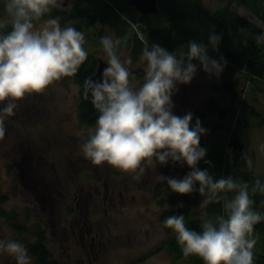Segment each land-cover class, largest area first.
Wrapping results in <instances>:
<instances>
[{
    "label": "rangeland",
    "instance_id": "obj_1",
    "mask_svg": "<svg viewBox=\"0 0 264 264\" xmlns=\"http://www.w3.org/2000/svg\"><path fill=\"white\" fill-rule=\"evenodd\" d=\"M109 1L70 0L69 6L90 5L95 7L101 12L104 19L88 32L72 39L70 44L62 41L57 18H51L33 26L29 36L31 49L28 53H22L20 57L27 62L29 67L32 66L36 69L39 81L35 87L28 80L8 81L13 87L18 85L17 81H22L26 85V88L24 84L17 87L16 91L20 94L43 92L49 99L54 118L58 119L57 122L59 121L57 124L58 134L53 136L49 142L56 143L58 146L52 150L51 154L57 159L62 158L60 164L63 163L74 172L82 171L80 174L72 172L70 176L71 181L74 180L72 176H76L80 181V186L71 182L68 187V204L73 208V211L67 213L65 209L63 210L69 223L68 233L71 236L75 229L78 236L80 228L75 222L78 220L76 218L82 215L86 219L87 214L90 213L89 221L95 225L96 232L100 233L104 245L103 252L98 256V260H88L87 253L81 250L75 238L71 237L70 240H67V238L58 236L60 238L57 240H51L53 238L49 229L52 228L46 218L41 220L42 222H38L37 228L44 232L48 249L54 258L60 260L62 264H191V258L177 255L180 253H176L175 247L171 245L172 241L175 242L178 239L181 231H184L187 222L185 220L175 221L168 213L171 209H178L180 203L172 205L162 202L155 195L153 188L157 187L158 182L168 180L170 183L164 187V198L174 192L177 193L183 185L189 182L197 184L202 180L211 182L218 179L223 183L221 185L222 193L225 192L226 189L223 187L224 184L226 186L227 183L229 184L230 175H224L223 169L226 164L222 168L219 163L220 159L225 157V148L231 129H238L240 138L246 146V158L249 164L264 176V125L257 126L258 124L254 123L251 116H248L241 108L243 100L256 98V96L253 95L254 92L249 89V86H245L250 93L244 94L236 102L222 99L224 93L215 92L213 86L214 84L219 87L221 85L224 61L215 60L216 55L211 58L212 55L208 56L202 47L197 51L200 56L198 62H183L181 60L182 63L174 68L171 67V61L162 55L159 56L158 53L155 63L150 64L148 53L152 51L151 48L141 54L137 62H132L124 46L129 38H134V33L139 35L137 29L142 34V28L137 22L133 23L138 27H133L130 24L132 21L122 14L113 2ZM200 1L208 10L228 6L264 30V23L261 19L248 8L233 0ZM5 22L6 20H0V24ZM168 30L167 27L166 32ZM261 39L264 42V35ZM120 50L122 52H119ZM15 51H19V49L12 40L0 34V57L5 56L13 62H18L20 57L16 55ZM77 53H87L97 58L102 57L110 66H116L111 68L115 78L114 99L122 101L124 96L132 95V97L138 96L149 101L152 100L151 104L153 105H150L151 107L144 117L147 128L144 126L143 120H137L131 122L123 130H114V114L113 112L108 114L112 108L110 107L109 112L101 117L96 125L97 128L93 130V133L108 142V145L102 148L104 143H98L95 146L94 143L87 144L85 133L80 129V125L78 123L74 125L73 122V119L77 118L81 90L73 75V68L79 55ZM32 56H35L34 61H28L27 58L30 59ZM119 59H122L121 63H119ZM27 73L30 75L33 74V71L30 69ZM237 75L239 84H242L245 77L242 76L241 71L237 72ZM154 82L157 83L155 90L145 87ZM211 95H215L225 108L231 105L233 113L224 118L218 114L209 113L204 120L197 122L193 129L194 145L192 149L188 153L175 157L176 151H181L180 142L184 135L182 120L193 109L201 107ZM257 96L259 104L256 107L259 112L264 113V92L263 94L258 92ZM122 103L120 102L119 105ZM12 121L11 119V123ZM100 125L103 128H99ZM142 130L146 135L145 138L141 137ZM1 134V137H6L7 131L2 129ZM127 142H132L131 146H133L130 153L125 155L132 157L133 168L131 170H124L118 159L121 147H126ZM77 149L83 153L74 154ZM8 154L13 155V151ZM19 158L20 155L17 156V159ZM146 160L150 168L146 166ZM20 161L24 165L28 164V159L20 158ZM204 162L210 168L209 174H204L202 171ZM12 164L16 170L13 176L4 168V161L0 159L2 190L10 194L9 201L5 204L8 211L18 210L25 205V194L20 183V170L16 161ZM35 167L36 171H32V173L36 172L38 177H47L45 174L41 175V172L52 176V164L40 168L35 163ZM107 170L113 172L114 177L112 178H117L110 180V183L129 182L132 184L131 196L127 200V210L122 212L120 209L114 208L106 211L104 207L98 210L92 207V210L84 208V214L77 205V200L74 197L75 191L79 190L81 193L80 203L86 202L92 206L98 202L103 203L104 186L102 182L99 183L96 180V177ZM85 173L88 175L87 177ZM25 178L30 183V176L26 175ZM97 184L101 188V193L96 188ZM81 190L85 191L82 193ZM37 196L38 199L41 197L39 192ZM194 201L193 213H198L199 217L211 226H219L220 223L216 222V217H212L214 215L209 213V208L212 205L209 195L199 192ZM36 202L38 203L37 200ZM223 202L226 208L228 206V204L226 205V194ZM21 213L23 214V212ZM32 215L36 221H40L42 217L40 213L34 214L33 211ZM29 217L30 214H27L20 220L21 225L17 227L20 233H23L22 228H30L27 225ZM10 218L14 219L13 214ZM44 222L47 224L45 223V225ZM43 226H46V230L43 229ZM1 232L4 239L2 238L3 243L0 245V260H8L10 264H17V259L25 252V264H35L34 258L29 256L28 244L34 243L36 236L28 233L22 237L20 233L12 231L10 228L7 229V232L4 230ZM262 243H264V237L250 247L255 249ZM24 244L27 245V250ZM180 251H186V249L181 248Z\"/></svg>",
    "mask_w": 264,
    "mask_h": 264
},
{
    "label": "trees",
    "instance_id": "obj_2",
    "mask_svg": "<svg viewBox=\"0 0 264 264\" xmlns=\"http://www.w3.org/2000/svg\"><path fill=\"white\" fill-rule=\"evenodd\" d=\"M233 1L248 8L264 23V0ZM109 2H113L121 13L132 21L130 24L133 27H138L133 23L137 22L142 28H140L142 34L138 29L139 35L134 33L135 41L131 49L132 62H137L140 55L151 48L150 64L155 63L158 53L159 56L162 55L171 61V66L174 68L180 65L177 60L198 62L200 56L197 51L202 47L208 56L212 55L211 58L216 55L215 60L224 61L221 85L219 87L214 84V91L223 92L222 99L236 102L244 94L250 93L245 88L249 86L256 98L243 100L241 108L248 116H251L254 123L258 124L257 126L264 125V113L259 112L256 107L259 104L258 92L261 94L264 92V42L261 39L264 30L261 27L228 6L208 10L200 0H159V12L147 15L138 12L129 0H110ZM51 18L59 20V35L62 41L68 44L72 42V39L88 32L97 26L99 21L104 20L101 12L90 5H75L69 9L55 4L53 0H0V20H6L5 23L0 24V34L10 38L16 45L19 49L15 51L18 57L31 49L29 36L32 27ZM167 27L169 30L166 32ZM130 39L124 49L131 47ZM34 59V56L27 58L28 61H34ZM97 60L96 56L79 53L73 68L74 78L81 89L78 124L80 129L83 128L86 132L87 144L98 143L99 138L93 130L97 128L96 125L101 117L109 112L111 104L114 105L118 101L114 99L115 92L99 101H94L88 96L84 84L96 72ZM30 69L33 74L29 75L27 72ZM239 71L245 77L242 84H239L237 75ZM0 77L5 82L17 79L28 80L34 87L39 81L36 69L29 67L21 57L18 62H13L5 56L0 57ZM20 83L24 84L22 81ZM156 85V82L148 86L143 84L150 90H155ZM24 87L26 88L25 84ZM229 106L225 108L215 95H211L201 107L189 112L182 120L184 135L180 142L181 151H176L175 157L188 153L192 149L193 129L197 122L204 120L209 113H215L224 118L233 113V107ZM132 112L134 118L144 114L138 110ZM20 118L21 126L14 129L12 133L24 143L20 144L23 151L26 152L29 149H25L26 142L34 140L36 144L34 162H37L41 156L52 158V152L46 146H58L56 143H49L51 138L58 134V119L54 118L53 113L50 117H47L46 112L42 115L40 110L39 114L36 113L32 117L21 116ZM15 119H12L11 124L17 123ZM89 128H91L90 131ZM145 136L142 131L141 137L145 138ZM0 140L3 139L0 138ZM206 165L204 162L202 171L204 174H209L210 168ZM219 166L224 167V175H230L229 184L231 185L224 184L223 188L226 191L223 193L221 191L223 183L218 179L211 182L202 180L197 184L189 182L177 193L174 192L164 198V187L170 183L168 180L158 182L157 187L153 188L155 195L162 202L172 205L180 203L178 209H171L168 212L175 221H187L184 231H181L178 239L175 242L172 241L171 245L175 247L176 253H180L177 255L191 258V264H264V243L255 249L250 247L264 237V176L249 164L246 158V146L240 138L238 129H231L225 148V157L220 159ZM1 189L0 179V216L5 217L6 222L17 229L20 225H15L12 222L13 218H10L11 214L7 213V208L4 206L9 198ZM199 192L209 195L212 202L209 213L214 215L212 217H216L215 220L220 223L219 226H211L199 217L198 213H193L194 199ZM225 194L228 208H225L223 202ZM22 231L23 233H19L24 235L31 233L25 228H22ZM32 235L36 236V241L28 244V251L29 256L34 258L35 264H62L48 249L43 231L37 228ZM181 248L186 251H180ZM24 255L22 254V258L18 259L19 264L26 263Z\"/></svg>",
    "mask_w": 264,
    "mask_h": 264
},
{
    "label": "flooded vegetation",
    "instance_id": "obj_3",
    "mask_svg": "<svg viewBox=\"0 0 264 264\" xmlns=\"http://www.w3.org/2000/svg\"><path fill=\"white\" fill-rule=\"evenodd\" d=\"M55 4V0L53 1ZM70 4V3H69ZM58 5V4H57ZM69 9H71L73 6H67ZM100 22V21H99ZM98 22V23H99ZM134 38L132 37L130 39V45L131 47H127L125 51L129 53V57L131 58V49L134 45ZM149 50V49H148ZM147 50V51H148ZM44 51V50H42ZM39 53H42L38 51ZM119 52H122L120 50ZM146 52V51H145ZM144 52V53H145ZM79 53H77L78 55ZM149 58L151 57L150 52L148 53ZM38 56V55H37ZM79 56V55H78ZM141 56V55H140ZM35 57V56H34ZM139 59V58H138ZM119 63L122 62V59L118 60ZM177 62L182 63V61L177 60ZM183 62H188L187 60H184ZM117 64V63H115ZM116 67L111 66V68ZM172 67V66H171ZM113 73V71H112ZM114 75H113V82L115 88V81H114ZM18 85L16 87H13L10 85V82H5L2 77H0V138L3 140H0V159L4 161V168L11 174L12 176L15 174L16 170L14 169V165L12 164L14 161L18 164V169L20 170V183L21 187L24 190L25 194V205L21 208L12 209L10 211L6 210L8 214H13L14 219L12 222H14L15 225H21L20 220L23 217H26L27 214H30V217L27 219L28 224L30 228V234L32 235V232H35L37 230V224L38 222H42L44 218L48 220L47 222L50 224L52 229H49L51 236L53 239L51 240H57L58 238H67V240H70L71 237L75 238L76 242L80 245L81 250L85 251L89 257L88 260H98V256L103 252V241L100 237V233L96 232L95 225L89 221V217L91 216L90 213L87 214L86 219H84L81 216L77 217L75 222L77 223V226L80 228L79 235L77 236L76 230L73 229V233L70 236L68 233L69 223L66 220V213L68 211H73V208H71L70 204H68L69 199V193H68V187H70L71 182H74L76 186H80L79 179L76 178V176H72L74 180L71 181L70 176L71 173L74 172L73 169H70L67 166H64V164H60L61 159H57L54 156H51L52 158H47L41 156L37 162H34L36 157V144L34 140L27 141L25 144V149L29 148L26 152L23 151L21 148L24 143L20 139H17L15 135H13V130L18 129V126L21 122V116L25 117H32L34 114H39V110L42 111V115L44 112H46L47 117L52 116V110L51 106L49 104V99L45 97L43 92L39 93H32V94H20L15 93L17 90V87L21 85L20 81H17ZM157 82V80H156ZM21 89V87H19ZM44 95V96H43ZM132 96V95H131ZM134 96V95H133ZM138 97V96H136ZM101 100V99H100ZM99 101V100H97ZM120 102H123L121 105ZM149 102V108L152 103V100H148ZM111 110L108 114L113 112L114 120L113 123V129L116 131L125 129L128 125L131 124L133 121L137 120H143L146 128V119H144L146 112L142 114L140 117L134 118V113L132 112L134 109L128 108V102L126 101V97H123L122 101H117L114 105L111 104ZM120 108L119 110H117ZM149 110V109H148ZM78 111V107H77ZM122 113L121 115H119ZM131 117V118H130ZM16 118L17 123L11 124L10 120ZM15 119V121H16ZM124 120V121H120ZM51 121V118L49 119V123ZM74 125L78 123V114L77 118L73 119ZM17 125V126H16ZM73 125V126H74ZM77 127V125H76ZM57 128V127H56ZM99 128H103L102 125H100ZM119 128V129H118ZM2 129L7 131L6 137H1V131ZM79 129V128H78ZM80 130V129H79ZM83 130V128H82ZM111 130V129H110ZM113 131V130H111ZM84 133H86L83 130ZM88 132V131H87ZM85 137V135H84ZM22 143V145H20ZM98 143H104L105 148L108 145V142H105L101 137L98 140ZM98 143H94V145H97ZM111 143V142H110ZM132 142H127L125 146L121 147V150L119 152V162L123 166L124 170H131L133 168V163L131 162L132 157L125 156L130 153V150L133 149V146H131ZM129 147H128V146ZM47 149L52 152V150L57 146H51L47 145ZM99 148V147H97ZM90 149V148H89ZM13 151V155H9L8 153ZM77 153H83L80 150L74 151V154ZM30 154V156H29ZM20 155V158L28 159V164L24 165L23 162L20 161V158L17 159V156ZM124 156V157H123ZM73 158V157H72ZM35 163L40 168L48 167L50 164L53 165V173L52 176H48L47 173L41 172L42 174H45L47 177L42 178L38 177L32 171H36ZM145 164L147 167H149V164L147 163V160L145 161ZM150 168V167H149ZM69 170L68 172H66ZM71 170V172H70ZM31 171V172H30ZM84 171V170H83ZM82 171H75V174H80ZM85 172V171H84ZM102 173V172H100ZM26 175H29L30 183H28V180L25 178ZM40 175V176H41ZM85 176L87 177V174L85 173ZM114 177L112 171L104 172L102 174H99L98 177H96V180L103 183V191L102 194V202L96 203L94 206L90 205L89 203L86 204V202L80 203L79 198L81 196L80 191H75V199L77 200V205L81 209V212L85 214L84 208H89L92 210V207H94L96 210L102 209L104 207L106 211L112 210V209H120L122 212H125L127 210V200L131 196L132 192V184L129 182H121L118 184H115L114 182L110 183V180L117 179L112 178ZM127 179V178H126ZM125 179V180H126ZM77 180V181H76ZM93 187V186H91ZM96 188L101 193V188L99 184H97ZM26 189V190H25ZM3 193H5L8 198H10V194L7 193V191H4L1 189ZM9 191V190H8ZM85 190H81L83 193ZM32 192V196L31 195ZM40 193L41 197L38 199L37 193ZM46 196V198H45ZM38 201V203L36 202ZM46 200V201H45ZM9 201V199H8ZM7 201V202H8ZM40 201V202H39ZM5 207V206H4ZM6 208V207H5ZM66 210V213L63 212V210ZM22 210V211H21ZM32 211L34 214L40 213L42 217L40 218V221H36L33 218ZM23 212V214L21 213ZM46 222H44L45 224ZM47 224V223H46ZM45 224V225H46ZM99 225V223H98ZM10 228L12 231H15L19 233V231L16 228H13V225H9L6 222V218L3 216H0V245L3 243V234L1 230H4L7 232V229ZM43 229L46 230V226H43ZM54 229V230H53ZM26 232V231H25ZM22 237L24 234H21ZM35 236V235H34ZM60 236V237H58ZM4 239V238H3ZM24 247L27 250V245ZM1 251V248H0ZM22 254H25L22 253ZM22 258V257H20ZM0 264H10L8 260H0ZM17 264L18 259H17Z\"/></svg>",
    "mask_w": 264,
    "mask_h": 264
},
{
    "label": "water",
    "instance_id": "obj_4",
    "mask_svg": "<svg viewBox=\"0 0 264 264\" xmlns=\"http://www.w3.org/2000/svg\"><path fill=\"white\" fill-rule=\"evenodd\" d=\"M55 2L62 6L67 7L70 0H55ZM138 12L141 14H156L159 12V0H129ZM113 73L110 64L99 57L97 60V69L84 84L88 96L94 100L105 99L111 96L113 92ZM128 108L138 111H145L148 108V101L145 98L126 97Z\"/></svg>",
    "mask_w": 264,
    "mask_h": 264
},
{
    "label": "bare ground",
    "instance_id": "obj_5",
    "mask_svg": "<svg viewBox=\"0 0 264 264\" xmlns=\"http://www.w3.org/2000/svg\"><path fill=\"white\" fill-rule=\"evenodd\" d=\"M138 98H139V97H138ZM146 100H147V99H146ZM147 101H148V100H147ZM148 109H149V102H148V108H147L145 111H141V112H144V113H145V112H147ZM142 131H143V130H142ZM142 131H141V132H142ZM140 134H141V133H140Z\"/></svg>",
    "mask_w": 264,
    "mask_h": 264
}]
</instances>
